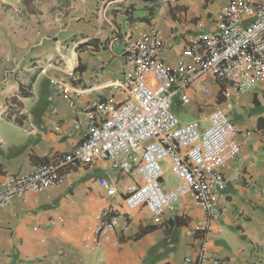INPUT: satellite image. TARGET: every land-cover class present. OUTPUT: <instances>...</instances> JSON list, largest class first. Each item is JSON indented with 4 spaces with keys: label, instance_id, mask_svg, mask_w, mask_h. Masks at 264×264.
<instances>
[{
    "label": "crops",
    "instance_id": "obj_1",
    "mask_svg": "<svg viewBox=\"0 0 264 264\" xmlns=\"http://www.w3.org/2000/svg\"><path fill=\"white\" fill-rule=\"evenodd\" d=\"M231 1L0 0V192L10 177L72 154L87 133L86 110L120 100L108 86L120 78L127 43L157 31L162 63L179 74L195 63L191 41L219 32ZM185 94L187 104L178 95L172 104L181 123L205 128L219 109L235 130L238 151L219 169L213 219L184 189L154 224L146 210L122 205L138 176L101 160L77 163L60 168L54 186L0 209V264H264V78L236 93L207 75ZM162 165L163 190L180 186L172 172L174 184H166L169 160ZM101 179L115 188L114 200ZM110 204L115 222L98 234Z\"/></svg>",
    "mask_w": 264,
    "mask_h": 264
},
{
    "label": "built area",
    "instance_id": "obj_2",
    "mask_svg": "<svg viewBox=\"0 0 264 264\" xmlns=\"http://www.w3.org/2000/svg\"><path fill=\"white\" fill-rule=\"evenodd\" d=\"M220 18L219 32L203 33L191 41L195 63L180 69L179 74L162 63L163 43L157 31L127 43L120 78L108 86L120 100L100 102L86 110L84 139L58 164L10 177L0 192V209L13 197L57 184L62 167L77 163L91 166L101 160L117 173L139 177L140 183L129 186L122 200L127 211L142 208L159 224L164 211L186 189L206 221L213 219L217 215L214 198L223 185L219 169L238 151L235 130L219 109L209 115L205 128L194 121L181 123L172 111V100L178 95L180 102L187 104L185 90L207 75L221 88L236 93L264 78V0H232L221 9ZM200 92L207 94V89ZM229 108L227 103L225 109ZM166 159L180 184L167 192L162 188ZM98 183L109 198L117 197L107 180ZM116 216V207L110 204L99 216L98 234L110 229ZM212 264L225 263L213 259Z\"/></svg>",
    "mask_w": 264,
    "mask_h": 264
},
{
    "label": "rangeland",
    "instance_id": "obj_3",
    "mask_svg": "<svg viewBox=\"0 0 264 264\" xmlns=\"http://www.w3.org/2000/svg\"><path fill=\"white\" fill-rule=\"evenodd\" d=\"M176 97H177V96H175V97L173 98V100H172V104H175V103H176V101H177ZM177 98H178V97H177ZM166 184H167L168 186L174 184V178H173V176H172L170 170L167 171V173H166Z\"/></svg>",
    "mask_w": 264,
    "mask_h": 264
},
{
    "label": "trees",
    "instance_id": "obj_4",
    "mask_svg": "<svg viewBox=\"0 0 264 264\" xmlns=\"http://www.w3.org/2000/svg\"><path fill=\"white\" fill-rule=\"evenodd\" d=\"M21 95H23V97H24V96H26L27 94H21Z\"/></svg>",
    "mask_w": 264,
    "mask_h": 264
}]
</instances>
